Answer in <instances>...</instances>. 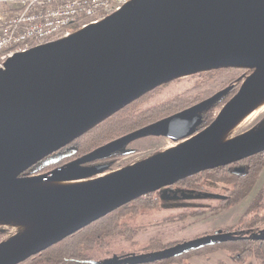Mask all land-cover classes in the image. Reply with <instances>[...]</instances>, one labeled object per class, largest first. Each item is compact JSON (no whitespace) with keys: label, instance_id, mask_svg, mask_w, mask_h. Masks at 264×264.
Masks as SVG:
<instances>
[{"label":"water","instance_id":"95a60500","mask_svg":"<svg viewBox=\"0 0 264 264\" xmlns=\"http://www.w3.org/2000/svg\"><path fill=\"white\" fill-rule=\"evenodd\" d=\"M219 68L247 72L204 128L200 109L233 86L54 170L22 175L158 86ZM263 98L264 0H130L14 53L0 68V222L23 229L0 243V264H17L135 197L264 151V124L224 137ZM146 135L176 145L108 172L83 165Z\"/></svg>","mask_w":264,"mask_h":264},{"label":"flooded vegetation","instance_id":"af4514ba","mask_svg":"<svg viewBox=\"0 0 264 264\" xmlns=\"http://www.w3.org/2000/svg\"><path fill=\"white\" fill-rule=\"evenodd\" d=\"M236 85L237 82L234 81L226 87H234ZM174 113L164 115L149 123ZM252 127L247 131L254 130L257 125H253ZM135 129H131L126 133ZM131 142H127L122 146L121 150H123L125 155L130 154L128 151H134V149H125ZM70 144L71 142L64 146V148L68 149ZM263 152L260 151L227 164L207 168L193 174V176L191 175V179L185 177L173 184L164 186L169 187L166 189L168 195L178 199L177 205L192 202L190 198H193L195 201L191 204H201V206H196L197 208L184 207L170 211L165 210L164 207L162 208L160 194L157 193V190L164 187L141 195L139 198L124 204L116 212H112V214L121 217L125 227L114 232L128 236L135 234L140 228L142 229L174 216L185 218L186 215L192 212L204 214L206 211L231 210L233 207L239 206L250 197L259 181L260 173L264 166L253 175L252 169L254 166L251 162H253L255 156ZM86 153L74 157L69 161L77 159ZM84 165H87V163ZM252 177L254 178L251 179ZM206 198L208 199L206 200ZM202 200L205 201L201 202ZM235 213L236 215H233ZM230 214L228 225L213 228L193 238L172 241L163 245L157 243L154 239L148 240L147 245L144 246L133 242V247L128 245L117 250L115 248H106L107 253L104 256L98 258L90 256L89 259L92 264L98 261L96 259L102 258H104V261L116 258L113 260L114 264H264V187L262 186L257 195L250 199L243 211L236 209L232 210ZM190 241L195 242L190 245H184ZM101 246L105 247L106 245Z\"/></svg>","mask_w":264,"mask_h":264},{"label":"rangeland","instance_id":"374dc122","mask_svg":"<svg viewBox=\"0 0 264 264\" xmlns=\"http://www.w3.org/2000/svg\"><path fill=\"white\" fill-rule=\"evenodd\" d=\"M246 72L247 71L244 68H219L183 76L165 83L150 91L141 99L136 100L134 106H129L123 112L122 118L114 117L111 121L107 122L104 126L106 138L115 133L123 134L135 128L137 123H131L130 120L140 118V116H135L139 112L145 111V115L140 118V121L137 120L138 123L143 120L144 122H147L168 115L213 95L227 85L232 84V82L237 81L238 78L241 77V75L246 74ZM168 100H170V103L165 104ZM220 108L221 106L212 108L207 114L208 117L211 115L215 117ZM149 114H152L153 116H150ZM112 122L115 124H110ZM263 124L264 108H261L256 110L251 116H245L242 118L224 137L230 138L237 136L246 132L248 129L253 128V125L260 126ZM101 140L102 137H97L92 140L87 139L83 146L85 149H91L95 143L97 144L98 142H101ZM174 145H176V142L166 136L141 137L126 146V150L134 149L133 152L119 157L105 172L133 164L134 162L145 159L160 151L169 149ZM262 186L264 187V167L262 168L259 181L253 189L250 197L244 200L239 206H236L235 208L233 207L231 210L220 209L206 211L204 214L192 212L186 215L185 218L174 216L142 229L140 228L135 234H130L128 236L122 233L110 232L105 233L103 237L99 238L100 234H98L96 238L97 243H94L85 251L86 255L91 256L92 258H98L107 253L105 250L106 248H115L117 250L128 245L133 247V242L144 246L147 245V241L151 239H154L157 243L163 245L172 241L193 238L203 232L210 231L213 228L228 225L231 211L236 209L243 211L248 205L250 199L257 195ZM168 188L169 187H164L157 190V193L160 194L161 197L162 208L164 207L165 210L170 211L184 207L192 208L201 206V204H191L195 201L193 198H190L192 202L177 205L178 199L167 194L166 189ZM207 199L208 198H206V200ZM204 201L205 200H202L201 202ZM236 213L233 215H236ZM118 219L122 222L121 217ZM21 229H23V226L14 222H0V242L15 236ZM101 245L106 246L102 247ZM96 260L103 262L104 258Z\"/></svg>","mask_w":264,"mask_h":264},{"label":"trees","instance_id":"16d2710c","mask_svg":"<svg viewBox=\"0 0 264 264\" xmlns=\"http://www.w3.org/2000/svg\"><path fill=\"white\" fill-rule=\"evenodd\" d=\"M79 24L75 23L71 25V28L75 29L78 28ZM237 82V81H236ZM239 83V84H238ZM240 85V82H237V85L234 86L229 92H227L225 95L221 96L220 98L216 99L214 102L206 105L202 109H200L201 116H202V122L198 126L197 130H200L204 128L206 125H208L212 119L214 118L212 115L208 117L209 111H211L214 107H222L226 101L230 99V97L237 91L238 86ZM142 98V97H141ZM139 98V99H141ZM137 99V100H139ZM136 101V100H135ZM135 101L130 103L129 105L123 107L119 111L115 112L114 114L110 115L82 135L75 138L73 141H71V144L67 148H62L60 151H56L52 153L51 155L45 157L43 160L36 163L34 166L26 170L22 175H33V174H39L44 173L45 171H51L54 170L61 165L69 162V160L73 159L74 157H77L83 153H86L90 150L95 149L96 147L105 144L106 142L120 136L121 134L115 133L113 135H110L106 138V135L104 133L105 131V124L109 121H111L114 117L116 118H122L123 112L129 107L134 106ZM170 100L166 101L165 104H169ZM198 103V102H197ZM196 104V103H194ZM192 104V105H194ZM164 105V104H163ZM189 105V106H192ZM188 106V107H189ZM186 108V107H184ZM182 108V109H184ZM221 109V108H220ZM181 110V109H180ZM145 111L137 112L138 114L135 116H142L145 115ZM144 113V114H143ZM174 113V112H173ZM150 116H153L152 114H149ZM140 118L130 120L131 123H137L135 125V128H138L140 126H143L150 121L144 122H137V120L140 121ZM160 118V117H159ZM152 119V118H151ZM123 121V120H122ZM152 121V120H151ZM144 122V123H143ZM114 125L115 123H110ZM133 128V129H135ZM126 133V132H125ZM124 134V133H123ZM97 137H102L101 142L95 143L92 148H84L83 144H85V141L87 139H95ZM122 146L118 148L117 150L103 155L102 157H99L97 159L91 160L87 163L88 165H101L105 167V171L107 168L119 157L125 155L123 152ZM117 152V153H116ZM132 152V151H128ZM253 175L256 174L257 170L262 168L264 166V152L259 154L258 156H255L253 159ZM84 165V164H83ZM85 166V165H84ZM193 176V174H192ZM191 175L187 176L189 179L192 177ZM252 177L251 179H253ZM183 179V178H182ZM138 197H135L116 208L112 209L111 211L107 212L106 214L98 217L97 219L89 222L88 224L84 225L80 229L64 236L63 238L53 242L52 244L48 245L45 249L40 250L33 254L32 256L28 257L24 261H22L19 264H92L90 261V256L86 255V250L90 248L94 243L96 242V238L99 235V238L103 237L105 233H110L114 231H119L120 229H123L124 224L119 221V217L117 215H113L112 212H116L117 209L122 207L124 204L131 202ZM116 259V258H115Z\"/></svg>","mask_w":264,"mask_h":264},{"label":"built area","instance_id":"2783aa9c","mask_svg":"<svg viewBox=\"0 0 264 264\" xmlns=\"http://www.w3.org/2000/svg\"><path fill=\"white\" fill-rule=\"evenodd\" d=\"M130 0H0V68L16 52L68 36ZM78 23V28H71Z\"/></svg>","mask_w":264,"mask_h":264},{"label":"bare ground","instance_id":"6f19581e","mask_svg":"<svg viewBox=\"0 0 264 264\" xmlns=\"http://www.w3.org/2000/svg\"><path fill=\"white\" fill-rule=\"evenodd\" d=\"M261 108H264V98L256 104V106L247 116H251L256 110L261 109ZM59 183H65V182H59Z\"/></svg>","mask_w":264,"mask_h":264}]
</instances>
